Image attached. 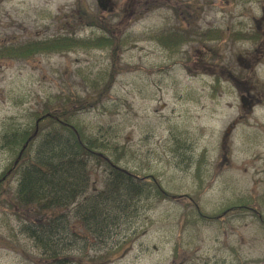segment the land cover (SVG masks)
Segmentation results:
<instances>
[{"label": "rangeland", "instance_id": "374dc122", "mask_svg": "<svg viewBox=\"0 0 264 264\" xmlns=\"http://www.w3.org/2000/svg\"><path fill=\"white\" fill-rule=\"evenodd\" d=\"M86 15L103 28L87 26ZM106 29L122 41L119 72L73 121L119 146L120 166L157 177L176 197L139 201L103 244L121 249L96 264H264V0H0V45ZM171 31L188 41L170 49L156 39ZM111 56L78 46L0 58V136L45 108H76L69 98L92 95ZM12 160L0 148V175ZM15 184L12 176L0 188V264L37 256L8 204ZM99 184L93 174L89 191Z\"/></svg>", "mask_w": 264, "mask_h": 264}, {"label": "trees", "instance_id": "16d2710c", "mask_svg": "<svg viewBox=\"0 0 264 264\" xmlns=\"http://www.w3.org/2000/svg\"><path fill=\"white\" fill-rule=\"evenodd\" d=\"M84 23L103 27L87 15ZM105 33L79 39L72 34H62L21 45H0V58H25L33 53L69 51L77 46L87 49L110 47L113 56L112 69L105 77L93 82L92 95L83 99L69 98L76 108L64 103L34 113L35 120L42 116L38 132L24 149L11 176L6 178L16 176L8 204L15 217L23 221V233L37 250L36 258L27 264H96L98 259L107 260L121 249L122 244H103L120 227L122 220L131 217L137 203L149 197L168 196L158 182L116 167L124 155L119 146L108 139L104 141L101 136L86 133L78 121H73L77 119L78 111L95 107L106 97L119 72L114 57L121 44L113 32L106 29ZM156 39L170 49L182 41L177 33L161 34ZM34 128V124L28 126L14 121L3 132L0 147L13 155L7 169L12 167ZM117 150L122 154H117ZM98 166L106 171L103 188L88 193L91 173ZM4 175L5 172L1 176ZM3 183L1 180L0 188ZM73 248L77 251L75 254L68 250ZM89 248L97 249L99 256H90Z\"/></svg>", "mask_w": 264, "mask_h": 264}, {"label": "water", "instance_id": "95a60500", "mask_svg": "<svg viewBox=\"0 0 264 264\" xmlns=\"http://www.w3.org/2000/svg\"><path fill=\"white\" fill-rule=\"evenodd\" d=\"M36 131H37V129H36ZM36 131L34 132V134L36 133ZM33 134V135H34ZM25 146H26V144H25ZM25 146H23V148H25ZM23 148H22V150H21V152H20V154H19V156H18V159H19V157H20V155H21V153H22V151H23Z\"/></svg>", "mask_w": 264, "mask_h": 264}, {"label": "flooded vegetation", "instance_id": "af4514ba", "mask_svg": "<svg viewBox=\"0 0 264 264\" xmlns=\"http://www.w3.org/2000/svg\"><path fill=\"white\" fill-rule=\"evenodd\" d=\"M100 2H103V0H99Z\"/></svg>", "mask_w": 264, "mask_h": 264}]
</instances>
